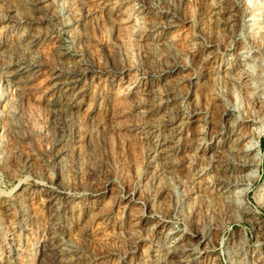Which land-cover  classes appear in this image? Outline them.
Masks as SVG:
<instances>
[{"label":"rangeland","instance_id":"obj_1","mask_svg":"<svg viewBox=\"0 0 264 264\" xmlns=\"http://www.w3.org/2000/svg\"><path fill=\"white\" fill-rule=\"evenodd\" d=\"M115 1L124 8L108 16L99 12L97 0H82L79 5L77 0H68V3L65 0L66 8H71L68 21L71 20L72 28H68L66 19L60 16L62 2L42 7L41 0H0V42H8L19 50L11 51L13 58L19 55L18 58L24 61L35 58L39 62L28 109L22 116L18 143L11 147L5 140L0 142L5 146L1 147L5 157L0 158V260H4L0 264H63L64 255L57 247V241L63 238L79 248L83 255L79 264H162L164 252L158 241L165 231H160V222L165 221V230L176 228L189 238L201 231L209 220L205 213L206 204H203L204 210L202 205L197 209L195 200L186 194L188 185L194 181V169L207 164L206 156L195 158L192 151L198 145L210 149L217 143L218 133L232 127V121L236 120V126L244 131H248L252 124L247 97L241 87L222 88L216 75L228 64L226 58L231 53L235 56L241 48L248 51L245 53L247 56L263 58L264 33L255 35L250 32L256 28L255 25L249 30L244 26L248 17L245 7L248 4L255 6L258 0H246L244 6L237 5L238 0H229L236 13L235 31L242 33L238 40L230 35L232 31L226 29L227 32H222L210 21L208 5L202 0ZM126 8L143 10L146 22L155 18L173 25L164 32V36L171 38L169 48L155 46L150 37L141 41L131 35L130 26L135 24L134 20L118 21L126 13ZM16 11L19 13L17 20L10 19ZM123 20L127 19L123 16ZM22 31L37 41H34V54L27 52L24 46H17L16 37ZM193 46H197L198 51L192 55L189 51ZM210 52L218 59L202 61V56ZM77 54L87 63L83 74L86 95L73 109L75 112L71 117L66 112L54 115L50 106L44 104V99H62L50 92L48 85L56 76L65 77L79 70ZM144 77L152 81L160 94L172 91L178 96L179 102L169 104V109L174 106L168 114L163 110L156 111L155 107L151 109L152 116L144 118L132 106L134 97L128 94L129 86L131 88ZM4 84L0 79V89ZM262 84L264 89V72ZM227 107L231 111L228 118L225 116ZM192 115L198 121L187 125V133L179 142L181 152L176 156L177 163L173 166L165 162L164 170L168 174L165 171L164 177L157 178L151 158L153 142L143 133L145 128L157 117L161 120L165 117V122L170 124L169 118L182 116L187 119ZM238 116L241 119L236 118ZM257 121L252 127L259 131L261 126L264 128V117L259 116ZM168 127L171 126H165L166 131ZM62 141L67 144L69 153L64 160H59ZM258 143L262 164L249 199L251 207L260 210L264 218V209L255 200L264 180V131ZM218 152H214L218 162L223 159L220 163L232 165L227 151ZM171 166L173 168L165 169ZM206 178H210L209 175ZM167 186H170L168 190ZM174 188L187 189L185 194L177 196ZM40 191L58 200L62 206L58 214L42 201ZM164 191L169 194H164ZM29 192L39 196L36 194L37 198H32ZM92 198L99 200L97 209L91 208V214H97V219L86 233L81 212ZM126 201L132 202V206L127 208L124 218L122 207ZM67 203L75 204V213L70 215L65 207ZM129 212H133L136 218L128 216ZM143 215L146 221L131 227V219L137 221ZM220 233L210 253L219 255L221 264H227L223 250L232 233H236V239L243 242L245 252L256 254L255 258L258 251L264 250V228L255 235L248 223L231 220ZM17 239L24 242V247L13 257L10 244ZM197 252L205 259L207 249L199 247Z\"/></svg>","mask_w":264,"mask_h":264},{"label":"bare ground","instance_id":"obj_2","mask_svg":"<svg viewBox=\"0 0 264 264\" xmlns=\"http://www.w3.org/2000/svg\"><path fill=\"white\" fill-rule=\"evenodd\" d=\"M67 1L68 0H66V2ZM81 1L82 0H77V3L76 2L75 3L79 5ZM202 1L208 5L210 21L213 22L217 28L221 29L222 32L223 30H226V29L232 31L230 35H233L234 38L238 40L240 36L242 35V33L240 32L238 34V32L236 33L237 30L235 31L236 29L235 25H237L236 24V21H237L236 13H235L234 6L230 5L229 0H202ZM97 2H98L97 5H98L99 12H104L105 14H108V16L114 14V12L116 11H121L120 9L124 8L123 5H120L115 0H97ZM237 2H238L237 5L239 6L246 5V0H238ZM41 3H42L41 4L42 7L43 5H52V6L54 5L55 6V4L58 5L60 3L61 4L60 16L61 18L66 19L65 26L68 28H72V25H70L69 23V21L71 20L68 21V18L71 17L70 11H69L71 8H69V10L68 8H66L65 0H41ZM245 12H246V16L248 17L246 20L247 23L244 24V26L247 27L248 30L253 29L256 26L255 28L256 31L255 29H253L250 32H252L255 35L258 32L260 34H263L264 33V0H258V3L255 6L254 5L250 6L248 4L247 7H245ZM18 15L19 13H17L16 11L15 14L11 16L10 19L17 20L15 18H18L19 17ZM144 15L146 14L143 10H139V9L132 10L131 8V9H127L126 13H124L123 15L124 18L127 20L126 21L123 20V16H122L118 19V21L120 22L124 21V23H126L130 19H133L135 24L133 26H130L132 27V29L130 30V34L135 35V38H137V40L140 39L142 41V39L144 38L147 39L150 37V40L153 41V44L155 46L157 47L159 46V48H165V47L169 48L168 46H170L171 38L164 36L165 35L164 32L166 28H171L173 25H169V23H167L168 21L162 22L163 20L160 21V19L157 20L155 18L152 21H149V22L147 21L148 22L147 23L146 21H144L146 19L143 20ZM233 31H235V33ZM30 37L31 36L24 33V31L18 32V35L16 37L17 38L16 43L18 47L24 46V49L27 52L34 54L35 48H36V47L34 48V45H35L34 41L36 40L35 38L32 39ZM229 41H231V39ZM13 46L14 45L9 44L8 42H5V41L0 42V79L5 83L3 85V88L0 89V109H1L0 110V142H2V140H5L7 144H9L11 147H14L16 142L18 143L17 140L20 134L19 132H20L21 123H22L21 122L22 116L25 115L26 109H28L27 105L29 104L28 102L30 99V91L31 89H33L35 85L36 71L38 70L37 66L39 65V62L35 58L32 60L27 58V60H30V61H27V60L24 61L20 59L21 57L18 58L19 55L17 56V58H13L11 56L12 55L11 51L12 50L14 51V49H16L15 47L13 48ZM162 50L163 49H161L160 51ZM197 51H198V47L193 46L191 47V50L189 52L193 55ZM262 51L264 54V50ZM246 52L248 51H244L243 48H241L235 56H233L231 53L226 58V60L228 61V64L223 68V70H221V73H218L216 75V78L222 84L221 86L222 88H229V86L234 87L235 85H237L238 87L239 86L241 87V89L243 90L242 92H244L247 97V106L250 109L249 113L251 114L250 116L248 114L247 115L249 116V118L251 117L252 124L249 125L248 131H244L240 128V126L239 127L236 126V120L232 121L231 122L232 127H229V129L226 132L218 133L220 134V137L217 139L218 140L217 143L214 144V146L210 147V149L212 148L213 151L210 152L209 151L210 149L203 148V146L201 147L199 145L198 147L195 148L194 151H192V153L193 152L195 153L194 155L195 158H204L206 156L205 160H207V164H205L204 166H198L196 167V169H194V174H193L194 181L192 182L193 184L188 185L189 191L187 193L186 191L184 192V190H186L187 188L186 189H179L180 187L178 189L174 188L175 189L174 191L178 193L177 196H179V194H185V193L188 194L189 199H191L192 201L195 200L196 206L198 207L197 209H199L201 205L203 206V204H206V212L205 211L204 212L208 214L209 218L207 217V219L209 220L205 223L204 228H202L201 231H199L198 233L194 235H191L189 238L186 237V235L183 232H181L180 230L176 228H169L165 230L166 229V225L164 224L165 221L160 222L158 224L160 231L162 230L165 231L164 233L162 232L163 235L160 237L158 241L161 249L164 252V257H162L163 258L162 264H203V263L204 264H221V257L219 255L217 256L211 255L210 251L212 247L215 245L217 238L221 235L220 232H221V229L224 227V225H226L231 220L232 221L235 220L236 222H246L249 225H251V228L255 235H257L264 228V218L262 216V212L258 209L254 210L251 207V201L249 199V194L252 191V188L258 179L259 169L262 164V155H261V149H260L258 140L262 136L264 128L261 126L259 131H257L253 129L252 125L258 122L257 118L259 116L260 118L264 117V89H263V84H262L263 72H264V56L263 58H261L260 56L258 57L254 55L247 56L245 55ZM202 57L204 60L202 59L200 60L205 61V62H213L218 59V56L212 55L211 52L210 54L208 53L206 56H202ZM76 61H77L76 63H78L80 66L79 70L76 73L65 76V77L56 76L52 80V82L50 81L51 83H49L48 85L51 90L50 92L57 94L58 97H61L62 99V100L60 99L55 100L54 99L55 97L52 99L51 98L44 99V102H45L44 104H46L47 106H50V110L52 114L54 115L60 116V114L62 113L64 114L66 112V115L68 117H71V115L75 112V110L73 112V109L78 106L80 100L86 95L87 87H86L85 80L83 78V74L86 71L87 63L86 61H84V59L82 58L80 54H77ZM251 63H254V65H251ZM255 66L258 69L257 68L255 69ZM128 94L129 96L132 95L134 97L133 98L131 96L134 99L132 106L135 108V110L140 112L144 118H147V116L151 115V109L155 107L157 108L155 109L156 111L163 110L164 113L168 114L169 111H171V109L174 106L172 104L173 105L171 106L172 108L169 109L168 108L169 104L170 103L175 104L178 101V96L175 93L172 94V91L171 92L165 91L164 94H162V92L160 94L158 89L153 87L152 81H150L148 77H144L143 80H140L138 83H135L133 86H131V88L129 86ZM217 94H218V97H221L220 93H217ZM167 108H168V111H167ZM230 113L231 111L228 109L225 113V116L228 118ZM169 117L170 116H168V118ZM163 118L161 120L160 117H157V119L155 118L154 121L151 120V122L148 123L150 124V126L148 128L144 127L146 130H144L145 132H143V133H146L145 135H147L148 137H151L150 140L153 142L154 147L152 146V148L154 149L152 151L151 158L153 159L152 163H153V167L155 168V170L153 171L154 172L156 171L157 178L164 175V172L166 171L164 170L165 162L166 163L168 162L167 164L170 163L171 165L173 164L175 165L177 163L176 156L179 152H181L180 151L181 147H180L179 142L180 140H183L181 139L182 136L185 133H187L185 132V129L189 123L193 124L198 121L195 115H192L187 119L182 116L181 118H176V116L175 118H169L170 120L167 118L170 124H167V122H165L167 121L165 120V117ZM230 118L231 117H229V120ZM236 118L241 119V116H238ZM168 125H170L171 127H168V130L166 131L165 126H168ZM246 128L247 126L245 127V129ZM60 144H61V147H60L61 152L58 154V158L59 160H64L67 153H69L68 146L65 143V141L60 142ZM1 147L3 146L0 145V158L2 160L5 157V151L3 150L5 146L3 148ZM12 150L13 148L11 149V151ZM215 151H219V152L227 151V153L229 154V155L227 154V156L232 162V165L231 164L226 165L224 164V162L220 163L223 159L220 162H218L219 159L217 158L218 159L217 160L215 158L216 156L214 157ZM225 159H226V156H225ZM166 167H169V166H166ZM166 167L165 169L173 168L172 166L170 168H166ZM166 172H167L166 174H168V171ZM207 175H209L210 178H206ZM177 185L179 186V184ZM169 188L167 186V190ZM40 192L42 193L40 194L43 198L42 201H44L45 203H48L51 207L50 209H52L54 213L58 214V212H60L62 208V206L58 203V200L54 198L52 195L44 193L43 191H40ZM165 192L166 191H164V194ZM36 194H34L33 192H29V195L32 198H37ZM166 194H169V192H166ZM255 200L259 202L261 207L264 209V180L260 184L256 192ZM98 201L99 200L97 198H92L91 200L88 201V204L84 207V209L81 212V215L83 216V220H84L83 229L86 233L88 231V228H91V223L97 219V214L95 215L91 214V208L93 209L94 207L96 208ZM195 203H194V206H195ZM186 205L188 206V204ZM131 206H132V202L126 201V203L122 207V210L124 211L123 212L124 216L122 215V217L125 218L127 216V208H130ZM65 207H67L66 210L70 212V215L75 213L76 211V206L73 203L68 204V206L65 205ZM183 207H186V206H183ZM191 208H192V205H191ZM204 208L205 207L203 206V209L202 208L201 209L204 210ZM132 213L129 212L128 216L129 215L131 216ZM131 217L134 218L135 216L132 215ZM131 220H133V221H130V223L132 222V224L129 223L131 227L139 226L142 224L143 221L144 222L146 221V217L145 215H143L142 218L137 221L134 219H131ZM235 234L232 233L230 237L225 241L223 255L225 257L226 263L227 264H264V250L258 251L257 258H255L256 254L255 255L252 253L248 254L247 251L245 252L243 250V242L237 240L238 238L236 239ZM258 241H260V239ZM23 244L24 242L19 239H17L16 241H13L10 244L11 245L10 250L13 254V257H15L14 255L18 254L22 250V248L24 247ZM51 244L53 245V243ZM57 247L60 248V249L58 248L60 253L62 252L64 255V258L62 260L63 264H79V261L80 260L82 261L83 255H81L79 248L74 243H72L69 239L63 238L60 241H57ZM199 247H203L205 248V250L207 249V254H206L205 259L201 258L202 256L198 254L197 249ZM157 251H161V250H157ZM12 254L10 255L11 257H12ZM2 260L3 258H1L0 261ZM6 264H10V262H6Z\"/></svg>","mask_w":264,"mask_h":264}]
</instances>
